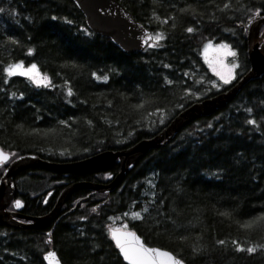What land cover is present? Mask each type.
<instances>
[{"label":"trees","instance_id":"trees-1","mask_svg":"<svg viewBox=\"0 0 264 264\" xmlns=\"http://www.w3.org/2000/svg\"><path fill=\"white\" fill-rule=\"evenodd\" d=\"M116 1L154 37L144 51L123 53L90 31L72 0H0V149L9 163L128 149L248 73L245 30L264 18V0ZM208 42L236 53L231 84L213 86L201 56ZM20 63L35 65L46 84L6 73ZM118 173L116 164L89 175L24 170L13 179L14 200L23 218L44 217L67 187ZM113 227L185 264H264V75L149 151L110 194L73 192L43 228L0 225V264H45L51 249L62 264H125Z\"/></svg>","mask_w":264,"mask_h":264},{"label":"water","instance_id":"water-1","mask_svg":"<svg viewBox=\"0 0 264 264\" xmlns=\"http://www.w3.org/2000/svg\"><path fill=\"white\" fill-rule=\"evenodd\" d=\"M35 1V0H28ZM82 13L86 27L95 33L108 38L112 44L123 53L144 51L152 42L150 32L116 0H72ZM248 42V56L250 69L234 86L226 92L212 98L196 102L181 112L159 135L139 141L132 147L118 152H102L87 159L67 163H53L43 160L35 155H24L10 161V155L0 149V153L7 156L1 163H9L0 178V225L12 229H39L51 224L60 214L61 208L67 198L79 189H88L93 193L110 194L117 189L135 165L145 157L149 151L160 148L169 142L187 125L200 117H208L223 110L231 103L240 90L251 80L264 75V18L252 22L245 30ZM119 167V173L106 183H77L67 187L59 196L54 208L44 217L28 219L20 216L22 202L14 200V177L24 170L36 169L53 174L89 175L108 171L113 165ZM17 202L20 207H16ZM12 205L14 210L8 211ZM24 220V221H21ZM28 222V223H27ZM115 234L126 247L148 249L162 255H146L141 264H185L172 253L155 247H149L137 233L124 229H110L109 235L125 264L129 261L124 258L117 242L113 239ZM167 254V255H163ZM54 256L52 260L50 257ZM172 259L169 260L168 258ZM45 264H62L51 249L43 257Z\"/></svg>","mask_w":264,"mask_h":264},{"label":"rangeland","instance_id":"rangeland-1","mask_svg":"<svg viewBox=\"0 0 264 264\" xmlns=\"http://www.w3.org/2000/svg\"><path fill=\"white\" fill-rule=\"evenodd\" d=\"M256 21V20H255ZM154 37L152 36V39ZM203 62L206 64L208 70L216 77L214 87L220 88L223 85L231 84L236 77V53L225 44H216L208 42L201 50ZM16 65H20L16 68ZM35 66V65H34ZM33 65L15 64L10 66L6 73L9 75V69L14 68L15 74L28 77L38 85L46 84L44 77L40 74L38 68L35 66L34 72H29ZM227 81V83L225 82ZM112 229H122L120 227H113ZM125 230V229H124Z\"/></svg>","mask_w":264,"mask_h":264},{"label":"snow or ice","instance_id":"snow-or-ice-1","mask_svg":"<svg viewBox=\"0 0 264 264\" xmlns=\"http://www.w3.org/2000/svg\"><path fill=\"white\" fill-rule=\"evenodd\" d=\"M189 31H191V29ZM157 39H159V37H157ZM15 67L19 68L20 65H16ZM34 71H35V66L33 65V67L29 69V72H34ZM13 74H15V69L10 68L9 75H13ZM225 82L227 83V81ZM69 95H71V92H69ZM6 159H7V156L4 155L3 153H0V161L6 160ZM20 206H21L20 203L17 202L16 207H20ZM137 218H138V214H137ZM113 239L116 240L117 246L120 248L122 254L124 255V258L129 261V264H141V261L146 255H152V254H155L157 256L162 255L161 253L155 252V250L149 251L148 249H143V248L136 249V248L126 247L124 244L121 243L120 239L115 234H113ZM237 250L240 251L242 249L238 248ZM247 251L251 253L254 251V249L249 248L247 249ZM163 255H167V254H163ZM50 259L54 260L55 257L52 256L50 257ZM168 259L171 260L172 258L169 257ZM173 264H179V261H174Z\"/></svg>","mask_w":264,"mask_h":264},{"label":"bare ground","instance_id":"bare-ground-1","mask_svg":"<svg viewBox=\"0 0 264 264\" xmlns=\"http://www.w3.org/2000/svg\"><path fill=\"white\" fill-rule=\"evenodd\" d=\"M2 152L5 153V154H8V153H6V152H4V151H2ZM8 155H10V154H8ZM10 158H11V156H10ZM1 164H6V163H1ZM1 164H0V165H1Z\"/></svg>","mask_w":264,"mask_h":264}]
</instances>
